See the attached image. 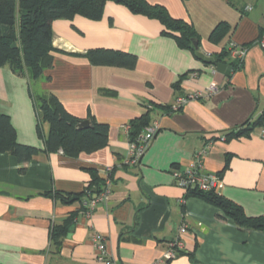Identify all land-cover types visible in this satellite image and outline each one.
<instances>
[{
    "label": "crops",
    "instance_id": "0c3cea01",
    "mask_svg": "<svg viewBox=\"0 0 264 264\" xmlns=\"http://www.w3.org/2000/svg\"><path fill=\"white\" fill-rule=\"evenodd\" d=\"M164 6L199 34V50L210 57L235 45L241 66L229 76L163 34L156 19L107 2L103 17L82 16L52 25L54 65L37 81L0 68V112L8 115L20 144L40 152L25 166L0 153V264H100L94 233L104 235L118 264H153L188 225L185 250L167 264H264V231L243 230L218 208L180 187L176 175L207 148L204 174L217 175L220 195L248 217H264V126L249 136H227L264 111V0H147ZM223 32L211 36L219 25ZM109 49L135 57L131 67L93 65L86 53ZM51 94L81 121L109 129L108 146L77 158L45 153L35 101ZM199 95L178 112L177 98ZM149 111L159 131L137 165L129 124ZM148 126V127H149ZM146 127L144 130H146ZM92 171L111 181L108 199L90 215L81 202L64 204L52 193L84 194ZM96 195L93 194L92 198ZM72 213L75 224L58 250L54 225Z\"/></svg>",
    "mask_w": 264,
    "mask_h": 264
},
{
    "label": "trees",
    "instance_id": "16d2710c",
    "mask_svg": "<svg viewBox=\"0 0 264 264\" xmlns=\"http://www.w3.org/2000/svg\"><path fill=\"white\" fill-rule=\"evenodd\" d=\"M107 2L125 6L133 14L158 20L163 26V34L173 37L178 45L195 52L194 42L199 44V34L190 22L176 19L162 5L150 4L147 0H0V68L8 66L14 73L30 80H40L44 73L54 65L52 25L62 19L82 16L90 20L103 17ZM219 25L212 33V41L223 32ZM86 58L97 66L131 67L135 57L116 50L93 49L86 53ZM218 61L227 63L229 53L218 55ZM241 61L231 62L234 70L241 66ZM38 117V133L43 136L42 124L48 123L49 134L44 137L45 153L62 152L77 158L82 154H92L108 146L109 129L106 125L92 122L88 129L79 130L80 119L70 114L57 96L42 97L35 101ZM149 111L146 115L133 120L129 126L130 141L142 134L150 125ZM256 126H264V111L254 121H247L230 137L249 136ZM40 151L35 147L23 145L17 141V133L8 115L0 112V153L16 157L22 166L32 161ZM105 181L92 171V181L84 194L52 193L50 196L64 204L81 202L83 197L93 194L99 196L105 190ZM220 209L227 218L232 219L240 229L264 231V217H248L244 210L215 192L189 191ZM84 211H87L82 204ZM76 214L72 213L60 225L51 230V242L56 249L62 247L71 227L75 224Z\"/></svg>",
    "mask_w": 264,
    "mask_h": 264
},
{
    "label": "built area",
    "instance_id": "2783aa9c",
    "mask_svg": "<svg viewBox=\"0 0 264 264\" xmlns=\"http://www.w3.org/2000/svg\"><path fill=\"white\" fill-rule=\"evenodd\" d=\"M261 46L264 48V41L261 42ZM245 52L241 47L232 45L230 47V59L232 61H242ZM199 95H189L185 97L177 98L175 104L172 106V112L180 111L191 99L199 98ZM127 130H130L128 126ZM159 131L158 123H153L142 134H140L134 142H130L131 156L128 160V164L137 165L140 163L143 155L149 149L156 134ZM264 134V132H263ZM62 153V152H61ZM207 154V148L201 149L194 155V160L186 171L182 174L176 175L177 183L180 187L187 191L198 192H215L220 194L223 187L222 180L217 175L204 174V157ZM111 181L106 179V186L103 193L83 203V207L90 215L96 205L106 201L110 192ZM188 225L183 223L179 228L178 237L169 245L164 256L153 264H167L171 260L176 259L180 253L185 250L184 237L188 233ZM92 244L95 250V260L100 264H118L116 259L110 254L108 249V243L104 235L100 233H94L92 237Z\"/></svg>",
    "mask_w": 264,
    "mask_h": 264
},
{
    "label": "water",
    "instance_id": "95a60500",
    "mask_svg": "<svg viewBox=\"0 0 264 264\" xmlns=\"http://www.w3.org/2000/svg\"><path fill=\"white\" fill-rule=\"evenodd\" d=\"M194 49L196 52V56L199 57V59L205 61L206 63L215 65L217 71L220 72L221 74L229 76L231 72L234 70L233 66L219 62L217 57H210L209 55L200 52L198 42H194ZM91 126H92V122L90 120H84L79 123L78 129L79 130L88 129Z\"/></svg>",
    "mask_w": 264,
    "mask_h": 264
}]
</instances>
